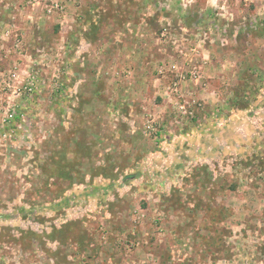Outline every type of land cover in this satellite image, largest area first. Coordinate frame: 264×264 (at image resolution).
<instances>
[{"label": "rangeland", "instance_id": "rangeland-1", "mask_svg": "<svg viewBox=\"0 0 264 264\" xmlns=\"http://www.w3.org/2000/svg\"><path fill=\"white\" fill-rule=\"evenodd\" d=\"M253 11L0 0V264H264Z\"/></svg>", "mask_w": 264, "mask_h": 264}, {"label": "built area", "instance_id": "built-area-1", "mask_svg": "<svg viewBox=\"0 0 264 264\" xmlns=\"http://www.w3.org/2000/svg\"><path fill=\"white\" fill-rule=\"evenodd\" d=\"M38 0H27L28 3H33L35 4ZM186 2L188 1H192V0H185ZM241 3L244 4L245 7H249V6H253L254 8V14L251 15L250 17V21L252 20L251 24H253L251 27L254 29H256L257 26L254 27V25H257V21L258 19L257 18H260L261 16H264V0H239ZM221 9H224V6L221 7ZM52 11H54L58 17H62L61 18V21L60 23L58 22L59 26H62L63 23L65 22V13H66V10L64 8L63 5L61 4H58V3H55L51 6V8H49L47 10V13L50 14ZM66 24V22H65ZM10 33L7 31L5 33V36H8ZM14 50L16 51H21V47L19 46L18 43L14 42ZM7 85H11L12 84H16V71L15 70H9L8 71V76H7ZM31 82V85L33 83V81H30ZM12 89V93L14 95V93H18V92H21L23 91L22 88H18L17 91L16 89L13 90V86L12 87H9ZM4 119L7 120V121H13L15 120V114L14 112H9V113H6ZM3 137L5 139H11L12 138V129H7L3 135Z\"/></svg>", "mask_w": 264, "mask_h": 264}]
</instances>
